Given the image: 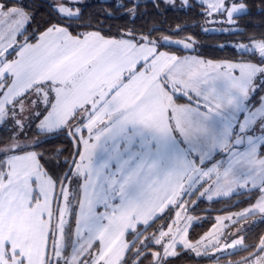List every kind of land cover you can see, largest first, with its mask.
Returning a JSON list of instances; mask_svg holds the SVG:
<instances>
[{
	"label": "snow or ice",
	"instance_id": "snow-or-ice-1",
	"mask_svg": "<svg viewBox=\"0 0 264 264\" xmlns=\"http://www.w3.org/2000/svg\"><path fill=\"white\" fill-rule=\"evenodd\" d=\"M81 3L56 0L57 22L39 23L38 5L0 0V130L11 132L0 138V264H173L241 251L229 264H264V235L248 244L247 227L227 231L264 222V36L236 45L241 59L204 60L178 54L191 37L77 25ZM199 6L208 23L247 12L243 0ZM33 126L36 136L67 130L75 152L48 158ZM233 195L249 206L193 241L197 203Z\"/></svg>",
	"mask_w": 264,
	"mask_h": 264
},
{
	"label": "trees",
	"instance_id": "trees-1",
	"mask_svg": "<svg viewBox=\"0 0 264 264\" xmlns=\"http://www.w3.org/2000/svg\"><path fill=\"white\" fill-rule=\"evenodd\" d=\"M189 1L191 4L187 8L174 9L163 7L162 13L158 12L151 3L140 4L137 9L136 17H132L128 13L122 14V9L132 6V4L126 0L121 1L122 3L125 2L124 5L126 7L123 8H116L118 2H111L106 4L105 7H102L98 1H92L79 5L84 14V20L77 21L76 24L87 23L89 18H91L93 21V28L102 25L104 33L112 36H118L129 29H135L143 32L155 30L153 31V36L156 38H160L163 35L184 38L191 37L196 41L195 53L206 59H241L243 51H239L235 46L226 44L224 46L218 45V43L221 42L220 40L226 36H230V38L236 41L242 40L245 42L252 37L259 38L264 36V4H262V0H243L249 5L250 12L239 18L238 26L241 30L232 32L231 34L207 32L203 30L201 25H191L192 22L204 18L205 15L201 10L202 7L199 6L197 1ZM20 2L25 5H38V7L33 9L36 14L37 22L43 23L48 20H50L51 23L57 22L53 16H50L51 10L48 5L51 4V2L47 0H20ZM108 13H111V15L109 16ZM33 27H35V24ZM178 27L183 29V31L176 34ZM40 30L42 31L43 28ZM70 30L84 31L85 29L74 26ZM179 53L184 52L180 51ZM247 55L251 54L249 53ZM256 59H258V54ZM41 141V147L38 151L44 152L48 158H54L59 152H63V155L59 157L62 161L70 154L74 153L73 141L67 136V130L63 133H47L42 136ZM246 200V196L236 195L218 199L213 202L200 200L191 212L203 217L193 224L189 232L190 238L193 241L198 240L211 228L218 214L242 208L248 204L245 202ZM255 220H259V218ZM247 228L249 231L246 233L245 243H258V238L264 235V222H258L255 225H253L252 222ZM151 231L152 230L146 235H150ZM248 254V252L241 251L231 256L225 254L218 259L212 258L211 256L195 257L183 254L177 257V260H173V264H208L213 262L229 264V260L235 262L241 260Z\"/></svg>",
	"mask_w": 264,
	"mask_h": 264
},
{
	"label": "rangeland",
	"instance_id": "rangeland-1",
	"mask_svg": "<svg viewBox=\"0 0 264 264\" xmlns=\"http://www.w3.org/2000/svg\"><path fill=\"white\" fill-rule=\"evenodd\" d=\"M47 1H49V2H51V4H54L55 2H56V0H47ZM183 1V0H182ZM197 1H199L200 2V0H197ZM211 19H213L212 17H206L205 16V25L203 26V30H205V31H207V32H215V33H226V34H231L232 32H234V30L236 29V27L234 28V27H227V28H225L224 26H222V24H221V22H216V23H208V22H206L207 20H211ZM217 21H220L221 19L219 18V17H216L215 18ZM221 24V25H220ZM222 31H226V32H222ZM231 32V33H230ZM193 39V38H192ZM194 40V39H193ZM221 42H219L218 43V45H220V46H224L225 44L226 45H231V46H235L236 47V45H239V44H249L250 42H251V39L250 40H248V41H242V40H233L232 38H230V36H226V37H224L222 40H220ZM196 42V41H195ZM237 48V47H236ZM239 51H243V50H239ZM258 99V98H257ZM47 134V133H46ZM8 135H11V132H7V133H5V132H3L2 130H0V138H3V137H6V136H8ZM45 134H41V135H39V136H36V129H35V127L33 126V129H32V131L29 133V138L30 139H39V140H41V138H42V136H44ZM222 198H228V197H214L213 198V200H211V201H209V200H207L206 198H203V199H201V200H204V201H206V202H213V201H215V200H218V199H222ZM199 203V202H198ZM197 203V204H198ZM249 205L247 204V205H245L244 207H242V208H238V209H236V210H230V211H227V212H224V213H222V214H218L217 216H216V218L218 217V216H223V217H227V216H229V215H231L232 213H236V212H239V211H242L243 209H245V208H247ZM190 214L192 215V216H194L195 218H197V221L200 219V218H202L203 216H201V215H198V214H195V213H192V212H190ZM215 218V219H216ZM256 218H258V217H251V218H249L248 220H246V221H241V223L240 224H238V225H236L235 227H232V228H229V229H227V231H230V232H235L236 231V229L237 228H239V227H242V226H244V227H247V226H249L250 225V223H252L253 222V220H255ZM163 221H161V223H162ZM216 223V220H215V222H214V224ZM225 223H228L227 221L225 222ZM213 224V225H214ZM213 225L211 226V228L207 231V232H209L212 228H213ZM157 226H159V224H157ZM207 232H205V233H207ZM204 233V234H205ZM147 234V233H146ZM203 234V235H204ZM202 235V236H203ZM200 239V238H199ZM198 239V240H199ZM229 251H231V249H229ZM186 254H188V255H192V256H195V257H201V256H196L195 255V253H186ZM225 255V254H224ZM221 256H223L222 254H220V253H216L215 255H212L211 257L212 258H215V259H218L219 257H221ZM170 259H172V258H170ZM173 260H177L176 258L175 259H173Z\"/></svg>",
	"mask_w": 264,
	"mask_h": 264
},
{
	"label": "flooded vegetation",
	"instance_id": "flooded-vegetation-1",
	"mask_svg": "<svg viewBox=\"0 0 264 264\" xmlns=\"http://www.w3.org/2000/svg\"><path fill=\"white\" fill-rule=\"evenodd\" d=\"M92 1H98L100 3V6H102V7H105L106 4L111 3V2H118V4L116 5V8H123V7H118V5H121V4L124 5L125 4V2H123V3L121 2L122 0H82L81 4L89 3V2H92ZM126 1L129 2V0H126ZM137 1H142V2L139 3V5L140 4H147V3L153 4L152 0H148L147 2H143V0H137ZM195 1H197V0H195ZM236 2L239 3V2H241V0H236ZM157 3L159 4V7L158 8L155 7V6L154 7L160 13L163 12V10H162L163 7H165V8H174V9H184V8H187L191 4V2L189 0H188V5H184L182 0H175L174 3H166L165 0H157ZM197 3H200V2L197 1ZM244 3L247 5V12L238 14L234 24H228V23H222L221 22L222 26H224L225 28H227V27H234L235 28L236 27L234 32L241 30V28L238 26L239 18H241L244 15H247L250 12L249 5L246 2H244ZM150 10H152V9H150ZM201 10L204 11L203 8H201ZM125 13H128L127 12V8L122 9V14H125ZM219 18L221 20L223 19L221 17H219ZM191 25H201L203 27L205 25V16H204V18H202V19H200L198 21L192 22ZM222 32H226V31H222ZM179 38H184V37H179ZM195 46H196V43H195Z\"/></svg>",
	"mask_w": 264,
	"mask_h": 264
},
{
	"label": "water",
	"instance_id": "water-1",
	"mask_svg": "<svg viewBox=\"0 0 264 264\" xmlns=\"http://www.w3.org/2000/svg\"><path fill=\"white\" fill-rule=\"evenodd\" d=\"M148 0H143V2H147ZM138 3L142 2V1H137ZM173 37V36H172ZM173 39H182V38H179V37H173ZM173 48H175V46H173ZM183 51L184 53H190V52H195L196 51V46L194 44L193 46V49H190V50H187V51H184V50H181ZM68 136V135H67ZM69 137V136H68ZM70 138V137H69ZM71 139V138H70ZM72 140V139H71ZM73 141V140H72ZM73 145H74V152H75V143L73 141ZM239 261V260H238ZM208 264H227V263H221V262H213V263H208Z\"/></svg>",
	"mask_w": 264,
	"mask_h": 264
},
{
	"label": "crops",
	"instance_id": "crops-1",
	"mask_svg": "<svg viewBox=\"0 0 264 264\" xmlns=\"http://www.w3.org/2000/svg\"><path fill=\"white\" fill-rule=\"evenodd\" d=\"M161 50H167V49H161ZM178 54H183V55H192V56H199L200 58L204 59V60H213V61H223V60H232V59H206L201 57L200 55H198L195 52H190V53H178ZM236 60V59H235ZM238 60V59H237Z\"/></svg>",
	"mask_w": 264,
	"mask_h": 264
}]
</instances>
